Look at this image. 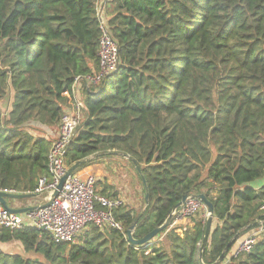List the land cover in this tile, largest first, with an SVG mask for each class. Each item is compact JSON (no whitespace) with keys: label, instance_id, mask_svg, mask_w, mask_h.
Returning a JSON list of instances; mask_svg holds the SVG:
<instances>
[{"label":"trees","instance_id":"1","mask_svg":"<svg viewBox=\"0 0 264 264\" xmlns=\"http://www.w3.org/2000/svg\"><path fill=\"white\" fill-rule=\"evenodd\" d=\"M97 2L0 0V99L13 97L6 115L0 108V190L34 192L49 176L52 141L25 125L60 126L76 77L98 70ZM111 2L120 62L85 89L86 115L66 163L128 155L142 168L149 204L138 215L116 210L125 233L90 225L77 244L56 243L35 227H0L1 242H21L26 254L45 258L0 250V264H213L225 252L224 264L264 220V0ZM199 193L216 219L202 261L206 220L184 235L167 227L158 235L167 232L163 244L129 240L136 220L133 235L142 238L184 195ZM227 264H264V237Z\"/></svg>","mask_w":264,"mask_h":264},{"label":"built area","instance_id":"2","mask_svg":"<svg viewBox=\"0 0 264 264\" xmlns=\"http://www.w3.org/2000/svg\"><path fill=\"white\" fill-rule=\"evenodd\" d=\"M99 20L101 28L99 68L76 77L73 107L67 109L62 115L59 133L52 141L49 150V176L40 177L38 187L34 191L38 193V196H42L43 201L38 204V207L23 213L12 212L0 205V227L10 229L35 227L49 232L56 243L68 244L74 243L90 225L126 232L124 223L116 215V210L124 205L123 199L100 192L97 188V177L93 174L84 178L77 174L68 177L51 203L45 207L41 206L51 199L61 178L65 175L69 167L66 163L67 149L85 118L83 117V114H86L84 104L76 93L77 84L82 82L85 89L99 85L107 74L116 70L120 62L118 44L101 10H99ZM7 191L17 192L16 190ZM262 209L264 210V205ZM201 211L205 216L208 215L204 202L190 195L186 203L178 210L173 223L177 220L192 218ZM263 237L264 220L262 219L255 229L238 240L230 257L250 254L255 244Z\"/></svg>","mask_w":264,"mask_h":264},{"label":"rangeland","instance_id":"3","mask_svg":"<svg viewBox=\"0 0 264 264\" xmlns=\"http://www.w3.org/2000/svg\"><path fill=\"white\" fill-rule=\"evenodd\" d=\"M105 14V13H104ZM103 14V15H104ZM106 18V14L104 15ZM12 94L9 92L4 98L0 99V108L4 115L8 113V111L12 107ZM85 113L83 117H85ZM25 128L31 132L34 136H46L51 141H53L59 133V126L52 128L50 126L42 125L38 121H29L26 123ZM91 161H94L93 164H96L98 168L107 172V176H103L102 173L99 177H103L104 180L97 179V185L99 186V190H103L105 182L109 185L108 178H112L115 182L117 181L116 185H109L110 191L109 195H118L121 192V198L124 200L125 208L134 211L135 215L143 213L147 208L145 196H144V187L143 184L136 173L135 169L132 167L130 159L127 158L121 152L111 153L110 155H91ZM98 177V176H96ZM106 192V191H104ZM117 192V193H116ZM43 201L42 196H34L25 199H8V202L11 205L22 204V205H38L40 202ZM208 216V215H207ZM207 216L203 213V211L199 212L192 218L184 219L182 223V228L180 231H177L179 234L184 235L187 230H189L192 226H194L198 221L206 220ZM215 218H213V225L215 222ZM186 227V229H184ZM90 230V226H88L83 233L77 237L74 243L81 242L82 238L85 234ZM158 237V236H157ZM156 237V238H157ZM9 249L14 253H21L32 258H37L39 260L45 261L43 254L30 252L28 254L25 253L23 245L21 242H11L9 244ZM236 245L234 246V248ZM246 256V255H245ZM244 255L237 257L238 259L245 258Z\"/></svg>","mask_w":264,"mask_h":264},{"label":"water","instance_id":"4","mask_svg":"<svg viewBox=\"0 0 264 264\" xmlns=\"http://www.w3.org/2000/svg\"><path fill=\"white\" fill-rule=\"evenodd\" d=\"M127 158H129L131 160V162L134 165V168L136 170V172L140 175L144 188H145V199H146V205L148 206L149 204V191H148V185H147V180L143 174L142 168L140 166V164L138 163V161L136 159L131 158L128 155H125ZM91 160L90 157L79 160L77 162H75L74 164H72L71 166L68 167L65 175L61 178L56 190L54 191L51 199L43 204H41L42 207H45L47 205H49L51 203V201L58 195L59 190L62 188L65 180L76 174V172L83 167L85 164H87L89 161ZM34 196H38V193L35 192H11V191H7V190H0V205L6 207L7 209H9L12 212H16V213H23L26 212L28 210H32L36 207H38V205H33V206H25V207H13L8 203V199L12 198V199H25V198H29V197H34ZM190 195H184L182 200L177 204V206L172 210L171 214L168 216V218L164 221L163 224L155 227L153 230H151L150 232H148L145 236H143L142 238H135L133 233H134V229L136 228V225L138 223V220H136L129 228H128V238L129 240L136 245H142V244H146L148 242H151L155 237H157L162 231H164V229H166L167 227L171 226L173 224V221L177 215L178 210L186 203L188 197ZM191 196H196L198 198H200L204 204L207 207V212H208V216L206 218V228H205V233H204V238H203V242L201 244V248H200V260L202 261V254H203V250L208 242V238L210 235V231L212 229V224H213V218H214V204L213 202L206 196L205 193H199V194H193ZM230 246V244H229ZM225 257V252L221 254V256L218 258V260L216 262H214L213 264H219Z\"/></svg>","mask_w":264,"mask_h":264},{"label":"crops","instance_id":"5","mask_svg":"<svg viewBox=\"0 0 264 264\" xmlns=\"http://www.w3.org/2000/svg\"><path fill=\"white\" fill-rule=\"evenodd\" d=\"M112 5H113V3L111 2V0H98V2H97V6H98V9L99 10H101V12L104 14H106V16H107V20L109 19V17H110V11H111V9H112ZM104 14V15H105ZM76 93H77V95H78V97H79V99L83 102V104H84V99H85V87H84V84L82 83V82H80L79 84H77V86H76ZM94 163V161H92V163H90L89 165H87V166H85V167H83L82 169H79L77 172H76V174L78 175V176H81V177H87V176H89V175H91V174H93V175H95V176H98L97 177V179L98 180H104L103 179V177H99L102 173H104V174H102L103 176H107V172L105 171V169L104 170H102V169H100V168H98L97 167V165L96 164H93ZM108 183H109V185H116V183H117V181L115 182L112 178H108V181H107ZM108 184H106V182H105V185H104V188H103V190H105L106 192H103V190L101 191V190H99V186L97 185V188H98V190L100 191V192H102V193H104V194H107V195H109V192H111L110 191V186H109ZM117 193V192H116ZM109 196H115V197H120L121 196V192H119L118 193V195H116V194H114V195H109ZM121 198V197H120ZM14 200H17V199H14ZM124 201V200H123ZM9 203V202H8ZM41 203V202H40ZM39 203V204H40ZM10 204V203H9ZM11 205V204H10ZM37 205V204H36ZM11 206H13V207H25V206H33V205H29V204H27V205H22V204H16V205H11ZM182 223H184L183 222V220H177V221H175L172 225H171V228H177L176 230L177 231H180L181 230V228L183 227L182 226ZM193 227V226H192ZM166 234H167V232L165 233V234H162V235H160V236H158L155 240H154V243L155 244H163V243H165V239H166ZM246 235V234H245ZM244 235V236H245ZM243 236V237H244ZM11 242H1L0 241V250H3V251H9V252H12L10 249H9V244H10ZM233 249H234V247H233ZM232 249V250H233ZM232 250H231V252H232ZM231 254V253H230ZM230 254L227 256V258H226V260H225V262H224V264H227V263H229L230 262Z\"/></svg>","mask_w":264,"mask_h":264}]
</instances>
